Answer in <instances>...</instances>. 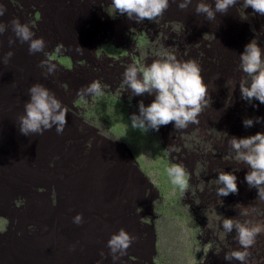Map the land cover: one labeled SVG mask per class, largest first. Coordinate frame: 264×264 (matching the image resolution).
Segmentation results:
<instances>
[{
	"label": "rangeland",
	"instance_id": "1",
	"mask_svg": "<svg viewBox=\"0 0 264 264\" xmlns=\"http://www.w3.org/2000/svg\"><path fill=\"white\" fill-rule=\"evenodd\" d=\"M93 1L0 0L7 8L0 22L19 19L46 42L43 52L30 54L27 43L9 44L10 29L0 39V264H96L102 250L109 253L107 241L121 228L136 239L115 264H240L224 259L227 251L240 246L235 230L227 233L222 221H264V202L246 183L249 168L237 160L228 140L264 132V122L244 127L245 118H264V104L241 99L239 89V82L247 80L239 70L240 54L254 39L264 48V16L238 0L211 22L192 11L194 4L180 10L179 0H169L155 21L136 23L117 14L111 0ZM95 18L92 39L82 25H91ZM100 48L103 55H96ZM10 49L14 55L5 64L2 57ZM57 50L62 57L77 50L85 61L69 69L54 56ZM166 54L201 67L208 105L198 125L177 130L169 123L144 134L131 128L128 117L139 113L141 100L147 105L154 96L134 97L123 76L115 73L132 63L145 67ZM47 56L57 65L55 73L42 75V80L34 73L30 77L60 101L67 97L63 87H69L78 106L73 110L87 129L74 126L69 107L63 134L54 128L43 135L20 132L17 119L31 86L21 70L40 67ZM9 71L22 79L21 86L4 85L1 76ZM93 71L96 80H104L102 95H79L93 81ZM64 79L73 81L68 86ZM52 80L61 86H51ZM172 164L185 168L186 191L171 183L166 169ZM220 171L236 175L238 193L216 195ZM102 200L110 210L100 206ZM241 207L255 211L240 216ZM77 213L83 214L80 225L73 222ZM90 227L97 234L86 244ZM85 245L91 251L82 250ZM248 251V264H264V234ZM102 264H113L111 255Z\"/></svg>",
	"mask_w": 264,
	"mask_h": 264
},
{
	"label": "clouds",
	"instance_id": "2",
	"mask_svg": "<svg viewBox=\"0 0 264 264\" xmlns=\"http://www.w3.org/2000/svg\"><path fill=\"white\" fill-rule=\"evenodd\" d=\"M93 2H100V0ZM111 3L117 14L126 15L129 20H134L136 23L155 21L169 7V0H111ZM237 3L238 0H214L213 6L212 0L211 2L210 0H179L178 8L188 10L194 4L192 11L212 22L217 19L218 13L227 14ZM243 3L246 8L251 7L253 12L264 16V0H243ZM6 12V6L0 4V17H3ZM73 15L74 13L72 17ZM95 21L96 18L91 22V25L89 22H84L82 25L83 30L90 33L92 39L95 38V35L91 32V27ZM64 22H67V20L64 19ZM75 28L76 32H80V26H75ZM9 29L12 33L8 41L10 45L27 43L30 54L44 51L46 47L45 40L42 37H35V33L28 23L21 22L16 18L7 23L0 22V39ZM61 43L65 45L64 39ZM80 49L83 48L80 47ZM113 49H115L114 46ZM55 52L56 59L59 58L60 61H63L69 69L73 68L77 61H85L77 50L75 52L64 51L63 57L58 55L59 50ZM13 55L14 51L10 49L3 55V62L8 64ZM96 55H103L101 48L96 52ZM239 59V70L247 77V80L239 82L241 99L249 103L258 100L261 104H264V48L254 39L245 45ZM26 65H29V63ZM56 67L57 65L52 57L47 56L41 62L40 67L30 65L28 68L21 70L26 74L31 85L27 90L30 99L24 103V112L17 119L19 130L24 135H43L53 128L57 134H63L67 126V110H69V107L72 109L69 118L75 117L77 121L74 126H84L82 116L73 110H77L78 106L74 104L76 95L69 87H63V89H67V97H62L60 101L52 91L30 77V73H34L42 80L44 74L45 76L53 75ZM1 71L2 67L0 68ZM94 73L93 71V81L79 89V95H102L101 83L104 80H96ZM115 75L120 79L123 76V83L134 97L138 96L140 98L145 94L154 96L153 101L147 105L141 100L138 105L139 113H132L128 117L131 128L144 134L149 133L150 130L159 131L161 126H167L169 123H174L177 130L186 129L193 124L198 125L200 123L198 117L208 105V86L202 75L201 67L191 60L181 61L175 55L166 54L154 59L150 65L145 67H140L136 63L129 64L123 71L115 73ZM1 77L5 81V86L14 88L23 84L22 79L11 71ZM64 81L68 82L69 86L73 80L67 81L64 79ZM55 84L60 85L52 80L51 86ZM119 101L121 100L119 99ZM256 122H264V118H245L243 125L245 128H250ZM83 128L87 129L86 126ZM240 133L242 132H239L238 135ZM245 134L244 132L242 135ZM89 136L91 137V135ZM228 144L237 160L249 168L245 176L246 183L250 188L258 190L257 200L264 202V132H257L243 138L231 136ZM166 172L173 185L181 191L187 190L189 181L182 165L172 164L166 169ZM216 181V195L218 197H226L229 194L239 192L237 177L233 172L220 171ZM141 183L142 181L139 180V189H141ZM146 183L149 184V182ZM136 190L133 189L132 192H136ZM254 211V208L241 207L240 216L248 217ZM73 222L77 225L82 224L84 222L83 214L77 213L73 218ZM222 227L227 233H232L235 230V240L240 246L239 249L227 251L224 259L227 261L235 260L240 264H248L250 257L248 250L255 244L257 236L264 234V221L253 223L250 219L241 222L238 218H224ZM135 239L136 237L121 228L117 233L112 234L107 241L106 247L109 249V253L102 250L100 252L102 259L98 260L96 264H102V260L107 258L108 255H111L113 264H115L116 261L127 254V250Z\"/></svg>",
	"mask_w": 264,
	"mask_h": 264
},
{
	"label": "bare ground",
	"instance_id": "3",
	"mask_svg": "<svg viewBox=\"0 0 264 264\" xmlns=\"http://www.w3.org/2000/svg\"><path fill=\"white\" fill-rule=\"evenodd\" d=\"M94 153V152H93ZM106 163H107V161H105ZM31 171V170H30ZM42 171V170H41ZM112 173V172H111ZM117 176V175H116ZM31 177V176H30ZM105 178L106 179H108V178H110V174H106L105 175ZM129 178V177H128ZM100 180H101V182H103V180H102V178L100 177ZM84 186V185H83ZM93 186V185H92ZM100 186V185H99ZM95 188V187H94ZM114 188V187H113ZM99 190V189H98ZM69 196V195H68ZM71 198V197H70ZM125 198V197H124ZM135 198V197H134ZM98 199V198H97ZM66 201V200H65ZM103 201V200H102ZM101 201V203H100V206L103 208L104 207V205H105V207H109V210H110V208L112 207V206H110L109 205V203H108V201H103L102 202ZM96 203H98V202H96ZM110 204H111V202H110ZM95 205V204H94ZM97 205H99V204H97ZM114 205H115V203H114ZM120 206V205H119ZM85 207V206H84ZM99 207V206H98ZM92 230V232L89 234V236L88 237H86V238H84L83 239V241L87 244V243H92L93 242V239H92V237L94 236L93 234H97V232L94 230V228L93 227H90ZM109 229V228H108ZM107 230V229H106ZM109 231H111V229H109ZM108 231V232H109ZM116 232V231H115ZM118 232V231H117ZM84 233H85V230H84ZM83 234V232L81 231V234L80 235H82ZM81 237V236H80ZM74 238V237H73ZM67 239H69V238H67ZM76 239V238H75ZM71 240V239H70ZM66 241V240H65ZM75 241V240H74ZM71 243V242H70ZM78 243V242H77ZM67 244V243H66ZM73 244V243H72ZM69 245V244H68ZM65 246V245H64ZM71 246V245H70ZM76 246V245H75ZM79 246H81V245H79ZM69 247V246H68ZM83 247V246H82ZM101 248V247H100ZM67 250V249H66ZM75 250V249H74ZM82 250H87V247H86V245H85V247L82 249ZM87 251H91V248L90 249H88ZM74 253V252H73ZM82 253V252H81ZM83 255V254H82ZM133 258V257H132ZM133 260V259H132ZM133 263V262H132ZM134 264V263H133Z\"/></svg>",
	"mask_w": 264,
	"mask_h": 264
}]
</instances>
